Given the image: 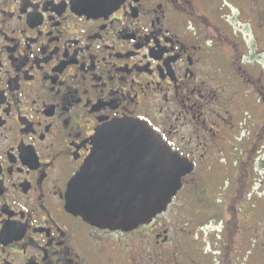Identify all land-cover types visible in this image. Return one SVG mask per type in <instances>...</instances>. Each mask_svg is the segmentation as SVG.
Listing matches in <instances>:
<instances>
[{"label": "flooded vegetation", "instance_id": "flooded-vegetation-1", "mask_svg": "<svg viewBox=\"0 0 264 264\" xmlns=\"http://www.w3.org/2000/svg\"><path fill=\"white\" fill-rule=\"evenodd\" d=\"M115 119L193 165L167 210L205 173V255L162 214L124 231L65 209ZM238 263L264 264V0H0V264Z\"/></svg>", "mask_w": 264, "mask_h": 264}, {"label": "water", "instance_id": "water-1", "mask_svg": "<svg viewBox=\"0 0 264 264\" xmlns=\"http://www.w3.org/2000/svg\"><path fill=\"white\" fill-rule=\"evenodd\" d=\"M192 169L147 124L115 119L95 134L65 209L97 227L129 231L164 213Z\"/></svg>", "mask_w": 264, "mask_h": 264}, {"label": "rangeland", "instance_id": "rangeland-1", "mask_svg": "<svg viewBox=\"0 0 264 264\" xmlns=\"http://www.w3.org/2000/svg\"><path fill=\"white\" fill-rule=\"evenodd\" d=\"M200 171L201 170H198L199 174H201ZM189 182H195V187H198L199 184L205 186V173L201 174L199 178L187 179L185 187L173 200L167 212L165 211L166 213H163L162 216L159 217V221L165 223V228L170 229L172 238L175 237V234L177 235L178 240L184 248L178 255L184 256L193 253V257L205 255V242H209L211 238L208 237L211 235L209 227H211L213 223L205 225V195L197 194L198 197H195V194H191ZM218 228L221 229V224ZM219 229L217 231L218 235L221 233ZM241 229L242 227H239V233L237 234L238 239H243L244 236ZM142 231L143 230L139 231V233H135V239L140 238L143 234ZM212 240L213 239H211V241ZM170 245L172 246V243L164 245L163 250L169 251ZM207 247H209L208 244ZM180 249L181 248H179L178 251H180ZM241 256L243 258L244 253H242ZM224 257L230 260L232 259V254L226 253Z\"/></svg>", "mask_w": 264, "mask_h": 264}, {"label": "trees", "instance_id": "trees-1", "mask_svg": "<svg viewBox=\"0 0 264 264\" xmlns=\"http://www.w3.org/2000/svg\"><path fill=\"white\" fill-rule=\"evenodd\" d=\"M195 197H198V195L195 194Z\"/></svg>", "mask_w": 264, "mask_h": 264}]
</instances>
